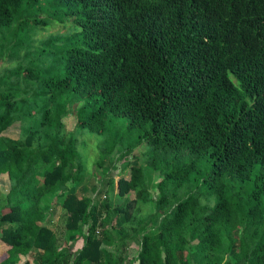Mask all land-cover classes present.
<instances>
[{
  "label": "trees",
  "instance_id": "16d2710c",
  "mask_svg": "<svg viewBox=\"0 0 264 264\" xmlns=\"http://www.w3.org/2000/svg\"><path fill=\"white\" fill-rule=\"evenodd\" d=\"M0 67V264H264V0H0ZM108 123L156 200L140 163L88 195L78 136Z\"/></svg>",
  "mask_w": 264,
  "mask_h": 264
},
{
  "label": "rangeland",
  "instance_id": "374dc122",
  "mask_svg": "<svg viewBox=\"0 0 264 264\" xmlns=\"http://www.w3.org/2000/svg\"><path fill=\"white\" fill-rule=\"evenodd\" d=\"M63 30L62 25H56L51 28V31H58ZM11 65L8 61L5 63V67ZM1 68V67H0ZM66 124V129L71 131L74 128L76 123V118L73 114H70L64 119ZM122 121H119V125ZM134 131V130H133ZM125 128L121 129L117 125L113 123H108L105 126V129L100 130H90L85 133H82L78 136V153L81 158V165L82 170L87 172L88 174L85 175L83 179L84 186H86V191H88V195L92 196L93 199H100L103 200L105 196L114 195L116 193L117 188H113L111 182L119 180L120 177H126L130 179V166L125 168L130 164L133 163H140L143 165V169L145 171V176L143 177V181L145 183H150L151 181L154 183V189L152 190L154 199L158 198V189L156 186L157 183L161 181L158 173L154 171V167L151 166V169L147 170V165L149 162H152L149 156H146V149L148 148L147 145L143 146V143L138 144L139 136L137 132H133L132 134L125 133ZM4 136H8L13 139H17L19 137V124H16L14 127H11L8 131L3 133ZM125 136L124 139L119 140L120 136ZM116 143L119 144L118 149L125 148L126 150L129 148H134V153L127 155L125 158H120L118 152H114L113 154H109L108 148L113 147ZM119 157L118 159H116ZM116 159V160H115ZM105 160V161H104ZM110 160H115L114 167L110 169L107 176L104 177L102 174V166L103 167H110L111 162ZM126 162L128 164H126ZM175 164L176 167H182L184 164V160L179 158L174 160V155L171 156H160L157 160V165L161 168L166 163ZM126 164V165H125ZM102 165V164H101ZM7 175H2L0 179V188L2 189L4 186V182H7L8 178L6 179ZM104 177V178H103ZM5 178V179H3ZM8 184V183H7ZM6 184V185H7ZM71 185V184H69ZM8 186H5L4 189H7ZM116 187V184H115ZM116 190V191H115ZM183 192L179 193V198H183ZM152 195V194H151ZM131 198H135V194L132 193ZM62 200L60 198L51 200V207L52 210V217L50 226L55 229L61 239V242H64L66 239V229H65V211L61 207ZM1 203V202H0ZM83 243L80 241L77 246L74 248V251L80 249ZM6 247L0 242V249L4 250ZM139 246L137 243H132L130 245V249L128 251V255L130 257H135L138 254ZM28 260V259H27ZM30 263L33 262L32 260H28ZM27 262V261H25ZM34 264V263H33Z\"/></svg>",
  "mask_w": 264,
  "mask_h": 264
},
{
  "label": "crops",
  "instance_id": "0c3cea01",
  "mask_svg": "<svg viewBox=\"0 0 264 264\" xmlns=\"http://www.w3.org/2000/svg\"><path fill=\"white\" fill-rule=\"evenodd\" d=\"M8 178V175H7V177H6V179ZM3 179H5V178H3ZM5 179V180H6ZM2 243V242H1ZM6 248L4 249V250H1L0 249V262L1 261H3V260H5L7 257H8V252H9V250H10V247L8 246V245H6V244H4V243H2ZM77 246V245H76ZM32 260L33 261V259L31 258V256L30 255H28V256H23V255H20L18 258H17V262H16V264H26L27 262H29L28 260ZM25 261H27V262H25ZM32 263V262H31Z\"/></svg>",
  "mask_w": 264,
  "mask_h": 264
}]
</instances>
